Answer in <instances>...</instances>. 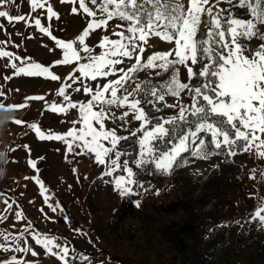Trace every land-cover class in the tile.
Wrapping results in <instances>:
<instances>
[{"label": "rangeland", "instance_id": "rangeland-1", "mask_svg": "<svg viewBox=\"0 0 264 264\" xmlns=\"http://www.w3.org/2000/svg\"><path fill=\"white\" fill-rule=\"evenodd\" d=\"M183 2L187 6L188 0ZM48 3L58 13L59 19L53 17L49 20L46 8L31 12L29 0H16L14 5L0 6V10L8 11L12 16H26L30 23V26L24 21L9 23L7 18H0V49L20 56L21 60H27L28 63L34 61L44 66H52L56 60L62 59V50L56 47L55 41L36 29L34 19L40 18L44 26L50 25L54 36L67 42L81 34L90 18L82 12L73 14V5L61 3V0H48ZM215 4L216 0H209L208 6ZM89 6L94 7L90 3ZM229 7L221 0L213 11ZM232 10L239 18H249L246 8ZM121 23L123 22L113 19L109 22L107 32L96 30L86 38V44L94 49L93 54L100 53L101 49L96 45L104 35L117 39L112 32L120 31L116 25ZM261 27L264 30V26ZM206 31L201 26V34ZM250 43L255 47L261 41L253 39ZM174 47V43L152 37L142 59L146 61L153 53L167 52ZM81 55L87 54L81 52ZM83 62L86 61L82 60L81 63ZM134 62V59L124 58L123 64L117 67L126 70ZM10 63L21 66L20 61H9L7 57H0V92L4 93L0 95V103L22 104L25 103V97L33 95H43L45 100L27 101L28 106L23 109H0V150L7 154L4 163H0V168L6 169L4 178L0 179V215L6 216V219L0 221V232L11 233L13 236L22 235L23 239L19 241L21 247H30L37 253L32 256L30 252L0 249V261L9 260L15 255L28 264H64L32 239V233L39 232L52 238L54 243L69 249L66 257L68 264H201L191 248L184 255H172L162 241L158 228L166 223L177 225L183 232L202 223H229L232 227L228 234V252L226 249L227 255L224 258L226 264H264V226L255 221L246 223L242 219L254 210L256 196L264 197V181L259 174L264 170V159L243 153L228 158L223 155L211 156L204 160L192 157L190 152H186L182 153L181 159H187L189 163L183 167H175L168 174H161L152 166L149 170L137 169L131 161L139 158L137 141L142 133L131 137L130 132L139 127V122L130 115L127 118L129 122L121 128L119 125L122 121L108 120V128H116L118 135L129 136L127 141H121L119 145V150L128 153L121 157V163L129 160V166L137 173L135 179L144 185L143 188L133 185L136 194L121 197L114 191L113 184L106 182L113 177H102L104 167L96 164L94 157L68 154L66 159L64 143L40 140L35 131L27 127V123H37L45 134H64L73 127L71 122L78 119L76 110L57 114L46 110L45 106L53 100L61 101L62 98L57 97L56 92L62 83H71L66 79L70 74L79 76V73L74 72L76 64L50 67V71L61 78L51 81L44 77L15 76V70L6 67ZM175 67L180 70L179 78L182 82L192 85L199 83L196 79L188 80L187 71L182 65ZM192 67L198 73L202 64ZM173 70L167 73L160 69L138 71L129 81L128 91H132L140 82H150L158 86L171 77ZM157 71L161 72L160 76H156ZM116 78L101 77L96 81L81 78L72 84L67 93L73 102H86L90 96L82 90L76 92V88H82V85L95 88ZM165 102L176 104L177 107L166 108ZM165 102H156L155 107L160 111H156L148 103H143L142 107L152 118H168L178 113L180 105L190 104L191 100L185 91L179 97L166 96ZM124 110L111 109L117 116ZM13 119L27 123L17 125L12 122ZM75 127L79 128L80 125L76 124ZM162 141L165 143V139ZM162 141L158 142V147L164 150L161 147ZM24 145L29 146L30 154L24 149ZM29 158L36 161L39 178L48 189L46 195L50 199L47 204L41 195L40 186L33 179H26L37 175L27 164ZM253 169L256 170L255 179H250ZM120 174L122 173L117 172L113 176ZM4 199L12 204L10 210H6ZM48 204H59L60 207L54 212ZM16 211L22 212V218H16ZM25 228H28L27 232L24 231ZM0 243L11 245L10 241L5 242L2 237ZM209 257L214 258L216 262L213 263L216 264L221 256L211 252ZM208 262L211 263L212 259Z\"/></svg>", "mask_w": 264, "mask_h": 264}, {"label": "snow or ice", "instance_id": "snow-or-ice-1", "mask_svg": "<svg viewBox=\"0 0 264 264\" xmlns=\"http://www.w3.org/2000/svg\"><path fill=\"white\" fill-rule=\"evenodd\" d=\"M224 2L230 7L217 8L214 12L213 8L221 0H216V4L211 6H208L209 0H188L187 6L183 0H61V3L73 5V14L82 12L90 18L81 34L67 42L54 36L50 25L44 26L40 18L34 19L36 29L55 41L56 47L62 50V59L56 60L52 66H44L34 61L28 63L27 60H21L20 56L2 49L0 57L21 62V66L16 63L6 65L15 70V76L44 77L51 81L61 78L53 74L50 67L75 63L74 72L79 73V76L70 74L66 79L71 83H62L56 92V96L62 98L61 101L53 100L50 104L46 103L45 107L57 114L76 110L78 119L71 122L73 127L64 134H45L34 122L27 123L19 119H13L12 122L17 125L27 123V127L34 130L40 140L64 143L66 159L68 154L94 157V162L104 167L102 177H113L106 182L113 184L114 191L121 197L135 195L133 185L141 188L144 185L135 179L137 173L129 166V160L121 163V157L128 153L119 150V145L121 141H127L129 136L118 135L116 128H108V120L122 121L119 125L121 128L129 122L127 118L130 115L139 122V127L130 132L131 137L142 133L137 141L139 158L131 161L137 169L149 170L152 166L157 172L168 174L175 167H183L189 163L187 159H181L182 153L186 152H190L192 157L204 160L211 156L223 155L228 158L243 153L264 159V30L261 27L264 26V0ZM15 3L16 0H0V6ZM29 3L31 12L46 8L49 20L53 17L59 19L58 13L53 10L48 0H29ZM89 3L94 7H90ZM245 8L249 15L247 19L239 18L232 10ZM0 18H7L9 23L24 21L30 26L24 15L12 16L8 11L0 10ZM113 19L123 22L116 25L120 31L112 32L117 39L104 35L96 45L101 49L100 53L93 54L94 49L86 44V38L96 30L107 32L109 22ZM201 26L207 29L206 33L201 34ZM152 37L174 43L175 47L167 52H155L145 61L142 54ZM253 39L261 43L253 47L250 43ZM81 52L87 55L82 56ZM124 58L135 61L126 70L117 67L123 64ZM82 60L86 62L81 63ZM197 64H202L198 73L192 67ZM176 65H182L186 69L189 81L196 79L199 83L192 85L182 82ZM146 69H160L165 73L174 70L171 77L158 86L150 82H140L132 91H128L127 85L133 74ZM155 74L160 76L161 72L157 71ZM109 76L117 78L95 88L82 85V88L75 89L76 92L82 90L90 96L86 102H73L67 93L72 84L81 78L96 81L97 78ZM185 91L191 103L180 105L178 113L172 117L152 118L142 107L143 103H148L156 111H160L155 107L156 102H165L168 95L179 97ZM0 95L4 93L0 92ZM43 100V95H33L25 97V103L22 104L0 103V109H23L28 106L27 101ZM164 107L176 108L177 105L165 102ZM112 108L125 110L117 116L111 111ZM76 124L80 127L76 128ZM165 138H170L169 142L178 140V143L161 150L158 142ZM23 147L30 154L29 146ZM27 164L37 175L26 179L31 178L40 186L41 195L47 204L50 197L46 195L48 189L39 178L37 163L29 158ZM251 171L253 174L249 178L255 179L256 170ZM117 172L122 174L113 176ZM259 174L264 181V170ZM256 200L254 210L242 219L246 223L255 221L264 226V197L256 196ZM3 203L6 210L12 208L8 199H4ZM139 206L137 201V207ZM48 207L55 212L60 206L48 204ZM15 216L20 219L23 214L16 211ZM4 219L6 216L0 215V221ZM24 231L27 232L28 228ZM0 237L5 242H11V245L0 243V249L4 251L30 252L32 256L37 255L30 247H21L19 241L23 239L22 235L13 236L11 233L0 232ZM32 239L48 254L68 264L67 247L54 243L52 238L39 232H33ZM0 264L28 262L14 255L9 260L0 261Z\"/></svg>", "mask_w": 264, "mask_h": 264}, {"label": "trees", "instance_id": "trees-1", "mask_svg": "<svg viewBox=\"0 0 264 264\" xmlns=\"http://www.w3.org/2000/svg\"><path fill=\"white\" fill-rule=\"evenodd\" d=\"M176 141L177 140H171V142H169V138H165V143L162 141L161 147L166 150ZM222 225H227V227H221ZM231 227L229 223L221 225H208L202 223L193 229L187 228L185 231L181 232L177 225L172 226L165 223L161 225L158 230L162 241L175 257L190 252L191 248L195 251L201 264L210 263L208 261L211 259L212 262L210 264L216 262L213 260L214 258L209 257L211 252H216L221 256L216 264H226L224 258L227 255L226 249L228 252V234Z\"/></svg>", "mask_w": 264, "mask_h": 264}, {"label": "clouds", "instance_id": "clouds-1", "mask_svg": "<svg viewBox=\"0 0 264 264\" xmlns=\"http://www.w3.org/2000/svg\"><path fill=\"white\" fill-rule=\"evenodd\" d=\"M6 151L0 150V163H4L6 159ZM6 174V169L0 168V179H3Z\"/></svg>", "mask_w": 264, "mask_h": 264}]
</instances>
